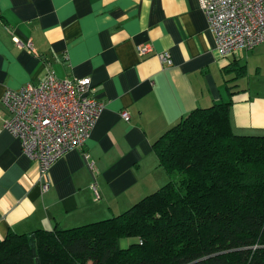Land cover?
<instances>
[{
  "label": "crops",
  "instance_id": "0c3cea01",
  "mask_svg": "<svg viewBox=\"0 0 264 264\" xmlns=\"http://www.w3.org/2000/svg\"><path fill=\"white\" fill-rule=\"evenodd\" d=\"M145 44L152 50L142 53ZM50 71L91 77L105 107L85 144L52 165L43 191L37 164L2 128L3 98ZM223 102L235 133L264 135V42L221 55L198 0H0V242L125 211L170 179L154 142L193 110Z\"/></svg>",
  "mask_w": 264,
  "mask_h": 264
},
{
  "label": "trees",
  "instance_id": "16d2710c",
  "mask_svg": "<svg viewBox=\"0 0 264 264\" xmlns=\"http://www.w3.org/2000/svg\"><path fill=\"white\" fill-rule=\"evenodd\" d=\"M153 147L165 185L105 219L9 232L0 264H264V135L235 133L223 102L193 110Z\"/></svg>",
  "mask_w": 264,
  "mask_h": 264
},
{
  "label": "built area",
  "instance_id": "2783aa9c",
  "mask_svg": "<svg viewBox=\"0 0 264 264\" xmlns=\"http://www.w3.org/2000/svg\"><path fill=\"white\" fill-rule=\"evenodd\" d=\"M209 17L221 55L245 48L254 49L264 42V0H198ZM16 43L33 48V43L14 36ZM151 51L150 44L139 48ZM163 64H170V52L158 54ZM89 76L58 78L50 71L45 79L24 87L8 89L3 104L8 117L2 128L18 137L24 153L36 164L37 182L43 191L50 186L49 171L69 151L82 147L90 137L105 102L93 93ZM125 120L130 119L122 111ZM94 169V162H90ZM98 193L97 188L93 185Z\"/></svg>",
  "mask_w": 264,
  "mask_h": 264
},
{
  "label": "rangeland",
  "instance_id": "374dc122",
  "mask_svg": "<svg viewBox=\"0 0 264 264\" xmlns=\"http://www.w3.org/2000/svg\"><path fill=\"white\" fill-rule=\"evenodd\" d=\"M133 238H123L120 242L122 247H128V245L133 241Z\"/></svg>",
  "mask_w": 264,
  "mask_h": 264
}]
</instances>
